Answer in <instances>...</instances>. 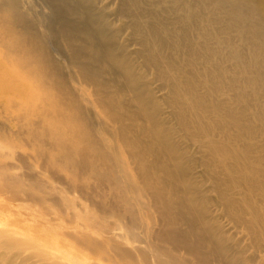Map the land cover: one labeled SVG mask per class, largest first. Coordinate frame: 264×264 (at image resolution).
I'll list each match as a JSON object with an SVG mask.
<instances>
[{
	"label": "bare ground",
	"instance_id": "6f19581e",
	"mask_svg": "<svg viewBox=\"0 0 264 264\" xmlns=\"http://www.w3.org/2000/svg\"><path fill=\"white\" fill-rule=\"evenodd\" d=\"M0 264H264V0H0Z\"/></svg>",
	"mask_w": 264,
	"mask_h": 264
},
{
	"label": "rangeland",
	"instance_id": "374dc122",
	"mask_svg": "<svg viewBox=\"0 0 264 264\" xmlns=\"http://www.w3.org/2000/svg\"><path fill=\"white\" fill-rule=\"evenodd\" d=\"M31 226H32V225H30V224H29V225H24L22 228H23V229H30ZM42 228H43V226H37V227H36V231H37V232H40ZM44 243H45L46 246L49 247V250H53V249H54V248H53V244H52V242H51L50 240H45ZM95 260H97V259L90 258V262L95 261Z\"/></svg>",
	"mask_w": 264,
	"mask_h": 264
}]
</instances>
